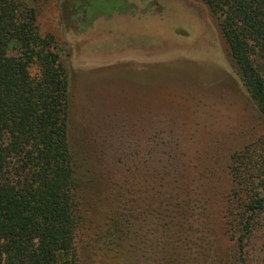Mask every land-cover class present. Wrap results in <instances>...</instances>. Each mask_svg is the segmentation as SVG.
<instances>
[{"label": "rangeland", "instance_id": "1", "mask_svg": "<svg viewBox=\"0 0 264 264\" xmlns=\"http://www.w3.org/2000/svg\"><path fill=\"white\" fill-rule=\"evenodd\" d=\"M66 1L28 0L67 68L76 171L94 189L79 263L239 264L234 170L264 153V125L217 14L203 0H128L79 29ZM116 207L121 249L101 235ZM260 221L249 264H264Z\"/></svg>", "mask_w": 264, "mask_h": 264}, {"label": "trees", "instance_id": "2", "mask_svg": "<svg viewBox=\"0 0 264 264\" xmlns=\"http://www.w3.org/2000/svg\"><path fill=\"white\" fill-rule=\"evenodd\" d=\"M203 1L218 16L230 56L264 125V0ZM65 6L76 12L77 27L85 29L96 17L126 11L131 4L67 0ZM36 15L28 0H0V264H80L85 195L94 189L76 171L67 68L54 36L41 34ZM237 163L243 170H234L235 196L242 193L243 198L232 221L239 232V264H249L243 249L261 227L264 153L256 159L244 155ZM124 218L118 207L109 215L101 234L104 245H129Z\"/></svg>", "mask_w": 264, "mask_h": 264}]
</instances>
